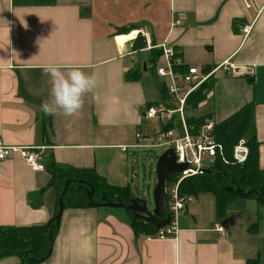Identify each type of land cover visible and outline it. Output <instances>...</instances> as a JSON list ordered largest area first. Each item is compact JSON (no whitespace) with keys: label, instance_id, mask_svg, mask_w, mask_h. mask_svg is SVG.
<instances>
[{"label":"crops","instance_id":"crops-1","mask_svg":"<svg viewBox=\"0 0 264 264\" xmlns=\"http://www.w3.org/2000/svg\"><path fill=\"white\" fill-rule=\"evenodd\" d=\"M246 1L250 7L244 0H0V137L14 146L41 147L45 166L54 159L92 168L108 183L126 187L120 177L134 148L123 147L134 143L137 131L159 130L144 114L148 103L163 97L150 52L169 45L183 68L211 70L228 58L238 65V73L217 70L207 99L193 110L214 95V111L189 115L218 122L255 100L264 169V0ZM138 43L146 47L137 50ZM49 63L96 77L71 116L41 111L51 99V78L43 71ZM141 71L139 79L126 77ZM50 179L47 168L33 169L19 152L1 160L0 226L48 223L58 200ZM254 200L239 196L218 216L215 195L201 192L179 216L176 237L163 240L136 233L127 211L64 207L52 252L40 264H264L263 203ZM0 264L20 259L8 256Z\"/></svg>","mask_w":264,"mask_h":264},{"label":"trees","instance_id":"trees-1","mask_svg":"<svg viewBox=\"0 0 264 264\" xmlns=\"http://www.w3.org/2000/svg\"><path fill=\"white\" fill-rule=\"evenodd\" d=\"M234 27L236 29V20L234 21ZM136 39L139 42L142 36L139 35ZM145 47L146 43H138L136 45L137 50ZM176 54L179 55L177 51ZM162 55V48L151 49L150 59L153 67L156 68L157 62ZM181 67L185 66L181 65ZM141 75L142 71L134 74L126 73L127 79L130 80L139 79ZM161 86L162 100L148 103L147 107L160 103L170 106L165 85L162 84ZM213 86L214 78L211 76L190 93L186 99L185 110L193 111L197 109L207 99ZM255 107L256 102L252 100L244 104L228 118L215 122V138L223 145L226 160L216 161L202 175L186 178L180 184L181 193L194 196L201 192L213 193L217 201L218 216L225 214L228 205L235 198L244 196V193L250 190L252 193L249 196L264 204V169L259 165L260 141L257 136L255 123ZM207 118L209 116L187 115L188 123L196 126L202 125ZM172 125L173 123L170 122L165 128ZM242 139L245 140L249 148V154L244 163L238 164L233 162L232 153L234 146ZM46 168L51 175L49 187L54 188L58 195L55 215L59 212V197L64 189L65 182L68 180L69 186L64 196V207L94 206L89 200L90 186L88 184L93 186L95 191L93 199L98 203L104 201L103 196L107 200L117 201L120 199L127 201L131 195L129 186L112 185L92 168L74 167L59 163L54 159L48 161ZM176 178L171 177L168 182ZM126 211L128 213V221L136 233H155L158 230V228L142 218L133 215L128 210ZM49 221L45 224L28 226H0V259L8 256H17L20 259V264H40L46 260L52 252L54 239L60 226V221L52 220L49 227ZM50 234H52V241L50 240Z\"/></svg>","mask_w":264,"mask_h":264},{"label":"built area","instance_id":"built-area-1","mask_svg":"<svg viewBox=\"0 0 264 264\" xmlns=\"http://www.w3.org/2000/svg\"><path fill=\"white\" fill-rule=\"evenodd\" d=\"M244 2L247 7H250L246 0ZM181 16L182 13H179L176 23L180 22ZM243 31L248 34L250 31L249 26H245ZM161 48L165 63L157 66L156 72L161 79L166 81L165 90L170 106L164 103L151 105L146 108L144 114L147 119H157L164 126L151 133L137 131L134 143L129 147L124 146L123 150H127L130 147L134 149H153L167 145L174 149L176 161L187 165L183 171L169 177H177L175 180L168 182V178L166 182L171 221L149 236L163 240L176 237L178 233V218L194 200V195L181 193L180 184L182 181L189 177L202 175L218 160H226L224 147L215 138V121L207 118L200 126L189 124L185 114L186 99L192 91L206 82L217 70L223 69L227 72L238 73V65L228 58L211 70H206L198 65H189L187 68H182V58L176 54L173 47L162 45ZM177 115L180 124L176 126L175 119ZM170 122L173 125L165 128ZM14 152H19L33 169L43 170L46 168L42 162L41 147L34 145L14 146L5 143L0 137V161L9 158ZM248 154L249 148L245 140L242 139L233 148V162L244 163ZM214 227L219 232H224V227L219 223H215Z\"/></svg>","mask_w":264,"mask_h":264},{"label":"water","instance_id":"water-1","mask_svg":"<svg viewBox=\"0 0 264 264\" xmlns=\"http://www.w3.org/2000/svg\"><path fill=\"white\" fill-rule=\"evenodd\" d=\"M187 165L178 163L176 161V154L173 148H168L164 153H162L156 163V174L157 183L153 190V204L150 207L147 200L141 197H129L127 201L123 200H107L105 196L102 198L104 201L95 202L94 188L91 184L89 190V200L94 206H105L109 208H124L130 211L133 215L142 218L146 222L150 223L156 228L166 226L171 221V212L168 208V199L166 193V182L167 179L174 174L183 171ZM69 180L65 182L64 189L59 197V212L49 221L48 226L50 227V222L55 220L59 222L64 210L65 201L64 196L68 190ZM252 191H247L244 196H249ZM51 231V230H50ZM50 240L52 241V234H50Z\"/></svg>","mask_w":264,"mask_h":264},{"label":"rangeland","instance_id":"rangeland-1","mask_svg":"<svg viewBox=\"0 0 264 264\" xmlns=\"http://www.w3.org/2000/svg\"><path fill=\"white\" fill-rule=\"evenodd\" d=\"M158 65H164L165 59L163 55L158 60ZM155 71L154 69H151ZM221 74L217 75V79H220ZM158 81H162V84H166L164 79H159ZM161 83V82H160ZM216 104V98L214 95H211L207 101L206 106L202 110L193 111V114H203V112H207L208 110L214 111V107ZM189 111L185 110V114L189 115ZM219 118V117H218ZM218 120V119H217ZM149 122L152 123V129H161L164 124L159 122L157 119H149ZM180 124V120L178 115L175 119V125ZM168 148L167 145L159 146L153 149H130L126 156L129 159V165L124 167V172H122V176L120 179L126 180V185L131 188L132 195L141 197L147 200L149 206L151 207L153 204V190L157 183V174H156V163L158 157L164 153ZM255 199V198H254ZM256 201V200H254ZM258 208L260 209V223L259 228L264 232V204H259ZM119 211L124 212L126 209L117 208ZM260 231V246L261 250L264 253L263 248V240L264 235L261 234ZM264 234V233H263ZM262 260L264 263V254L262 256Z\"/></svg>","mask_w":264,"mask_h":264},{"label":"clouds","instance_id":"clouds-1","mask_svg":"<svg viewBox=\"0 0 264 264\" xmlns=\"http://www.w3.org/2000/svg\"><path fill=\"white\" fill-rule=\"evenodd\" d=\"M43 71L51 78L50 101L41 103V111L54 114L57 110L65 116L78 111L83 97L96 86L94 74H88L79 67L62 68L57 64H46Z\"/></svg>","mask_w":264,"mask_h":264}]
</instances>
